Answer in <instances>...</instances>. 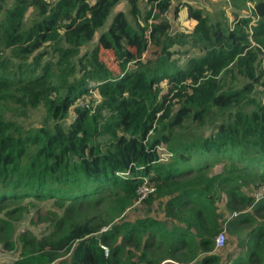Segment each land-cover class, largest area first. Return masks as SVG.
Here are the masks:
<instances>
[{"label":"trees","instance_id":"trees-1","mask_svg":"<svg viewBox=\"0 0 264 264\" xmlns=\"http://www.w3.org/2000/svg\"><path fill=\"white\" fill-rule=\"evenodd\" d=\"M118 1L0 0L1 245H16L11 219L27 203H52L38 216L49 230L24 229L6 264L256 262L264 249V0H239L252 3L250 14L231 26L185 2L195 22L179 32L165 14L171 0H145L143 12L127 0L132 21L117 9L106 23ZM184 43L197 53L180 64L170 47ZM99 49L111 51L116 68ZM36 109L38 122L24 123ZM144 181L152 190L143 199L162 198L166 220L116 219ZM218 202L229 233L253 224L225 257L213 251Z\"/></svg>","mask_w":264,"mask_h":264},{"label":"rangeland","instance_id":"rangeland-1","mask_svg":"<svg viewBox=\"0 0 264 264\" xmlns=\"http://www.w3.org/2000/svg\"><path fill=\"white\" fill-rule=\"evenodd\" d=\"M11 2L12 0H3L2 7L9 5ZM118 2L119 3L112 9V12L108 15V18L106 19L107 20L106 23L110 19L111 14L117 9H122L130 19V21H132L133 16L128 11L129 3L127 2V0H119ZM185 2L190 3V5L193 8H198L199 10H201L203 14H206L208 16L209 20L214 21L215 19H219L223 22L225 20V22L229 26L232 25L234 20L233 18H236L239 15L250 14V7L252 4L250 1H246L245 3L242 4L239 0H171L170 6L165 14L171 24L172 30L176 32L185 31V29L187 30L191 29L190 20L186 18V14H187L186 7L183 6V3ZM137 5L139 6L140 10L143 12L146 7L145 0H138ZM176 5H178V12L174 15L172 10L173 7ZM30 12L31 11H29L25 15L26 21H28L31 18ZM100 30L101 28L97 29L93 39L90 40L89 43L84 48L87 49L91 48ZM170 49L174 50L171 56L173 58H177L180 64L184 62L186 56L197 53L195 48L189 43H184L179 45L174 44L170 47ZM181 50H187V52L182 53ZM98 57L99 59L103 60V62L107 66L113 68L117 67L116 62L113 59V55L110 50L99 49ZM162 85L164 86V83ZM92 95L93 97H96L95 93H92ZM261 98L264 100L263 95H261ZM40 115H41V111L39 109L33 110L30 112L28 118L24 121V123L38 122ZM200 130H202V128ZM158 151L163 160L167 159L168 154L163 150V148H158ZM221 165H222V161L219 162L218 160L217 162L213 161L212 165L209 166V172L214 173L219 171ZM250 187H252V185ZM260 191L262 192V188H260ZM146 196L144 198H146ZM161 201L162 198L159 197H154L149 202H146L144 199L138 201L136 198L129 207L125 208V210L120 214L119 218L116 219L132 220L136 217L152 216L166 220L162 205L160 204ZM218 203H219L217 204L218 210L222 216L220 219L221 229L219 232H223V242L221 245L215 246L213 251L224 252L226 250L225 253H222L224 254L225 257L226 254L230 252V250L233 251V249L235 248V244L239 243L238 240L243 238L246 231L249 228L253 227V224L247 223V225H245L247 227L237 230L233 234L229 233L227 227L225 226V223L222 222V218L226 217L227 215L226 211L222 205V202H218ZM51 208H52V203L50 200L44 201L42 203L37 201L36 202L31 201L26 204V209L22 210L21 215H19L16 219H11L13 223V238L16 241V245L8 249L6 247H3L0 243V264L9 263L14 258L17 257L19 244H20L18 240V236L24 229H29L35 235L38 236L49 230L50 222H48V220L45 219L44 220L40 219L38 216L40 215V213L44 214V212L47 209H51ZM258 252L260 254V259L257 260L256 262H251L249 264H264V249ZM167 261L176 263L172 260L166 259L161 264H165Z\"/></svg>","mask_w":264,"mask_h":264},{"label":"built area","instance_id":"built-area-1","mask_svg":"<svg viewBox=\"0 0 264 264\" xmlns=\"http://www.w3.org/2000/svg\"><path fill=\"white\" fill-rule=\"evenodd\" d=\"M152 190V187L149 186L145 181L141 183V185L137 188V200H142L146 194ZM262 193H264V187H262ZM215 245L219 246L223 242V232H219L215 236ZM105 251V250H104ZM49 264H60L58 260H54L50 262Z\"/></svg>","mask_w":264,"mask_h":264},{"label":"crops","instance_id":"crops-1","mask_svg":"<svg viewBox=\"0 0 264 264\" xmlns=\"http://www.w3.org/2000/svg\"><path fill=\"white\" fill-rule=\"evenodd\" d=\"M186 18L190 20V25H191V28H192V26H193L195 21L193 19L188 18L187 14H186ZM185 30H187V29H185Z\"/></svg>","mask_w":264,"mask_h":264}]
</instances>
